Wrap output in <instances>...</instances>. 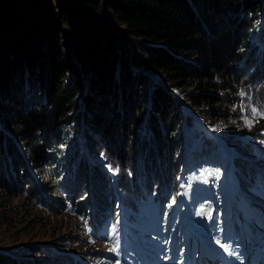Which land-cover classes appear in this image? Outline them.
I'll list each match as a JSON object with an SVG mask.
<instances>
[{
	"label": "trees",
	"instance_id": "16d2710c",
	"mask_svg": "<svg viewBox=\"0 0 264 264\" xmlns=\"http://www.w3.org/2000/svg\"><path fill=\"white\" fill-rule=\"evenodd\" d=\"M0 57V191L7 195L25 181L30 192L39 181L38 192L55 195L40 181L48 138L55 148L73 140L74 187L89 178L105 191H92V212L114 215L119 194L110 170L120 191L130 189L122 200L132 210L155 176L157 201L161 182L175 200L196 154L185 130L201 128L193 116L242 154L264 141L262 119L249 143L236 123L251 103L264 106V0H0ZM205 143L218 149L211 138ZM92 150L104 160L90 158ZM235 166L248 171L242 160ZM125 170L134 178L118 174ZM73 259L35 244L0 250V264H79Z\"/></svg>",
	"mask_w": 264,
	"mask_h": 264
},
{
	"label": "rangeland",
	"instance_id": "374dc122",
	"mask_svg": "<svg viewBox=\"0 0 264 264\" xmlns=\"http://www.w3.org/2000/svg\"><path fill=\"white\" fill-rule=\"evenodd\" d=\"M251 104L247 115L242 116V119L236 122L247 130V139H253L251 135L249 136V131L257 125L258 118L262 119L258 114L251 111L255 108L257 112H262L261 105H255L254 102ZM262 120L264 122V119ZM185 130L186 135L190 134L192 140L195 143L198 142L199 145L202 140V133L198 132L196 125L192 124ZM75 140L81 144L83 149L85 148V138L82 135H76ZM72 141L63 138L62 146L58 148H55L53 139L48 138L46 141L50 164L43 172L40 181L49 193H51L49 190L52 189L55 192L56 189L55 195L51 193L52 195L45 196L43 191L38 192L40 182L36 178H33V180L38 181L37 187H34V192H30L32 183L27 181L22 183L23 186L20 190L17 186L18 195H7L4 190L0 191V250L15 249L18 252L29 244H35L41 249L47 248L49 251L71 254L75 258L72 261L77 260L79 264H129V260H133L131 257L135 256L138 251L143 256L145 264H157L156 254L158 250L163 245L165 248L167 245L170 247L173 245L176 249L180 243V238H182L181 245L185 243L186 246L180 252L179 264H195L192 257L193 251L190 249V246L197 241L192 237V219L187 216V213L182 214V216H175V210L173 214H169L167 212L168 200L160 203V206L157 205L154 199L157 198L156 192L159 191L157 187L160 179L156 176L153 177V189L142 201L140 209L133 211L134 215L125 213L126 220L120 221L119 225L118 221L116 222V215L111 210L105 209L100 213H93L92 207L94 206L90 201L92 191L96 190L98 195H104L105 191L99 193L96 188L92 189L88 184L87 175V180L79 185L80 188L74 187L75 170L71 163L72 154L70 150ZM95 154L92 150L90 158H95V162L99 161V158L104 160L103 155L95 156ZM221 160L222 154L220 152L212 153L210 151L198 154L192 162L195 168L190 170L189 179L206 177L209 180H214L218 169H220L216 164L220 163ZM102 162L100 161L98 164L104 167L105 165L100 164ZM107 173L110 176L114 175L111 170ZM118 174L134 178V174H130L128 170H125L123 175L122 173ZM19 175H22V171H19ZM115 175L117 176V173ZM198 183H203V181ZM113 185L119 194L118 200H122L124 192L130 190L126 188L133 184H128L129 186L124 184L127 185L124 187L126 191L119 190L115 179ZM204 185L206 186L199 184L193 189L191 185H187L186 190L191 193V199L196 189L199 190L202 187L210 193L209 184ZM208 203L206 206L211 208L213 205ZM118 204L117 201L115 204L116 212ZM209 215L206 214L205 217L207 218ZM93 222H95L94 226L92 225ZM188 229L191 233L190 237H188ZM198 229L201 231V235L203 233L209 235L208 226H199ZM218 235L220 236L221 233H215V236ZM204 240L205 244H209L208 237ZM225 248L228 249L226 246ZM66 261L68 260L59 262V264H66Z\"/></svg>",
	"mask_w": 264,
	"mask_h": 264
},
{
	"label": "bare ground",
	"instance_id": "6f19581e",
	"mask_svg": "<svg viewBox=\"0 0 264 264\" xmlns=\"http://www.w3.org/2000/svg\"><path fill=\"white\" fill-rule=\"evenodd\" d=\"M193 118H194V116H193ZM242 137H246V135H244V136H242ZM199 184H202L203 186H206V185H204L203 183H198V184H196V185H193V187L194 186H197V185H199ZM189 187H191V186H189ZM188 187V188H189ZM209 187V186H208ZM199 191V192H198ZM212 192L210 191V193H209V191H206L205 190V188H199V190H197L196 189V192H194L193 193V195H192V199H191V201L192 202H194V203H199V204H202V205H207V203L208 202H210L211 201V199H212ZM190 198H191V195H190ZM209 204V203H208ZM206 232V231H205ZM208 237V239H209V244L207 245V246H210V247H214V244L212 243V241L210 240V238H209V235L208 234H206V233H203L202 235H201V238H202V240H204V239H206ZM205 241V240H204ZM203 249V248H202ZM206 247H205V249H203L202 251H201V254H203L204 253V255H205V253H206ZM216 252L218 253V250L216 249ZM216 252H214V254H217ZM222 257H223V259H224V261L227 259L226 257H225V254H222Z\"/></svg>",
	"mask_w": 264,
	"mask_h": 264
},
{
	"label": "snow or ice",
	"instance_id": "6c2138e0",
	"mask_svg": "<svg viewBox=\"0 0 264 264\" xmlns=\"http://www.w3.org/2000/svg\"><path fill=\"white\" fill-rule=\"evenodd\" d=\"M251 111H252L253 113L258 114L262 119H264V112H257V109H255V108L251 109ZM246 123H247V121H246ZM217 175H218V174H217Z\"/></svg>",
	"mask_w": 264,
	"mask_h": 264
}]
</instances>
